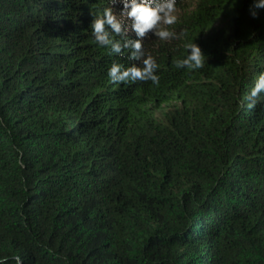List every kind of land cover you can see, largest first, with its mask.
Segmentation results:
<instances>
[{
	"label": "trees",
	"instance_id": "16d2710c",
	"mask_svg": "<svg viewBox=\"0 0 264 264\" xmlns=\"http://www.w3.org/2000/svg\"><path fill=\"white\" fill-rule=\"evenodd\" d=\"M257 2L177 0L186 36L143 41L157 85L108 76L142 66L93 36L120 0H0L4 264H264ZM188 43L203 68L174 66Z\"/></svg>",
	"mask_w": 264,
	"mask_h": 264
},
{
	"label": "clouds",
	"instance_id": "9594fccd",
	"mask_svg": "<svg viewBox=\"0 0 264 264\" xmlns=\"http://www.w3.org/2000/svg\"><path fill=\"white\" fill-rule=\"evenodd\" d=\"M117 0H112L114 5ZM123 10L117 15L114 7L103 10L102 15L95 16L91 29L95 41L101 47H109L113 53L123 54L125 49H130L129 59L140 61L142 66L133 65L125 68L119 63H113L108 71V76L113 83H128L135 81H151L159 84L156 71L159 65L156 59L144 51L143 41L150 35L162 41L183 39L187 30L177 33L169 30L170 26L178 22L177 0H120ZM255 8H264V0H258ZM255 17V11L252 12ZM130 33L135 34V39L130 38ZM115 37H120L117 40ZM185 47L189 54L184 59L174 60L176 68L199 69L204 67L205 55L196 43H188ZM264 92V73H261L255 86L247 96L248 108H254L257 97ZM6 259V258H5ZM16 264H22L19 256L13 257ZM0 264H4L0 260Z\"/></svg>",
	"mask_w": 264,
	"mask_h": 264
},
{
	"label": "rangeland",
	"instance_id": "374dc122",
	"mask_svg": "<svg viewBox=\"0 0 264 264\" xmlns=\"http://www.w3.org/2000/svg\"><path fill=\"white\" fill-rule=\"evenodd\" d=\"M169 107V105H166L164 107H162V110H166Z\"/></svg>",
	"mask_w": 264,
	"mask_h": 264
}]
</instances>
